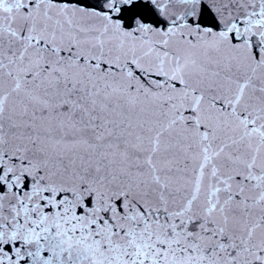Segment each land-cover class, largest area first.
<instances>
[{"label": "snow or ice", "instance_id": "snow-or-ice-1", "mask_svg": "<svg viewBox=\"0 0 264 264\" xmlns=\"http://www.w3.org/2000/svg\"><path fill=\"white\" fill-rule=\"evenodd\" d=\"M0 264H264V0H0Z\"/></svg>", "mask_w": 264, "mask_h": 264}]
</instances>
